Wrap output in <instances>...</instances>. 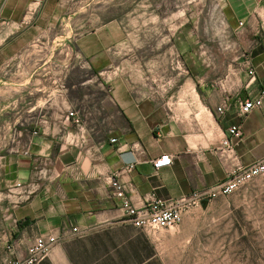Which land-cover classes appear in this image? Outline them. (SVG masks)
<instances>
[{
    "label": "crops",
    "instance_id": "1",
    "mask_svg": "<svg viewBox=\"0 0 264 264\" xmlns=\"http://www.w3.org/2000/svg\"><path fill=\"white\" fill-rule=\"evenodd\" d=\"M220 3L240 33L239 50L212 67L218 75L180 83V62H144L127 47L126 29L111 15L114 0L0 2V131L13 144L0 155V264L12 251L25 256L37 235L48 234L59 241L39 264L180 263V223L144 232L126 221L110 176L118 172L141 206L151 194L181 196L224 180L237 163L264 159V102L238 114L240 102L264 86V0ZM73 55L89 74L79 85L100 93L99 127L81 119L78 142H71L77 126L68 116L77 112ZM92 87L83 93L88 101L95 100ZM10 114L13 123L3 120ZM234 124L240 139L228 133ZM225 139L235 158L224 151ZM161 153L171 162L154 171ZM72 228L84 233L69 238Z\"/></svg>",
    "mask_w": 264,
    "mask_h": 264
},
{
    "label": "rangeland",
    "instance_id": "2",
    "mask_svg": "<svg viewBox=\"0 0 264 264\" xmlns=\"http://www.w3.org/2000/svg\"><path fill=\"white\" fill-rule=\"evenodd\" d=\"M114 4L111 15L126 29L127 47H136L137 57L144 62L164 56L180 62V83L183 77L218 75L222 70L212 67L231 60L239 50L240 33L225 18L220 0H114ZM70 59L77 66L72 75L73 109L84 124L97 129L100 93L91 85H79L89 74L79 68L81 58L73 55ZM91 87L94 101L83 97ZM10 91L15 97L16 92ZM11 114L3 120L13 123L15 115ZM11 138L0 131V155L13 148ZM179 264H264V174L184 216Z\"/></svg>",
    "mask_w": 264,
    "mask_h": 264
},
{
    "label": "built area",
    "instance_id": "3",
    "mask_svg": "<svg viewBox=\"0 0 264 264\" xmlns=\"http://www.w3.org/2000/svg\"><path fill=\"white\" fill-rule=\"evenodd\" d=\"M0 2H4V0H0ZM239 24H242V22H239ZM247 72L250 75V79H252L254 74L253 69L248 68ZM263 102L264 86L256 96L246 98L240 102L238 114L244 116L252 109L260 107ZM224 105L222 104L217 107L219 113L223 111ZM68 116L73 119V123L77 126V139H73L71 142L82 141L84 131L80 115L70 110ZM228 133L232 138L236 139H240L242 136V131L238 124L229 126ZM65 136L69 137L67 133ZM115 140V138L111 139L112 142ZM222 143L224 151L235 158L230 141L225 139ZM24 153L27 154V151H24ZM171 159V155L161 153L152 160L154 171L170 164ZM132 166L133 164H128L126 170H130ZM262 174H264V159L246 165L237 163L230 169L227 177L222 181L193 189L189 193L177 197L162 199L154 197L151 194L148 202L141 206L135 205L127 195L126 192L129 188L120 181L118 172L110 176V185L112 186L113 194L120 199V207L125 211L126 221L144 232H155L159 229H168L178 225L186 214L197 208H202L201 201L203 199L206 198L209 202L220 195L231 194L253 178ZM83 233L84 231L82 230L72 228V233L68 237L80 236ZM58 241L59 238L51 234L37 235L27 245L25 256L16 255L12 251L11 254L4 257L2 264H39Z\"/></svg>",
    "mask_w": 264,
    "mask_h": 264
},
{
    "label": "water",
    "instance_id": "4",
    "mask_svg": "<svg viewBox=\"0 0 264 264\" xmlns=\"http://www.w3.org/2000/svg\"><path fill=\"white\" fill-rule=\"evenodd\" d=\"M207 204H208V199L205 198L201 201L202 208L206 207Z\"/></svg>",
    "mask_w": 264,
    "mask_h": 264
}]
</instances>
